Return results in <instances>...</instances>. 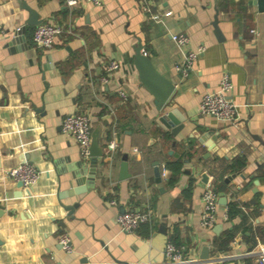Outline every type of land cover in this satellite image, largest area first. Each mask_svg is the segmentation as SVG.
Instances as JSON below:
<instances>
[{
    "label": "crops",
    "instance_id": "0c3cea01",
    "mask_svg": "<svg viewBox=\"0 0 264 264\" xmlns=\"http://www.w3.org/2000/svg\"><path fill=\"white\" fill-rule=\"evenodd\" d=\"M24 1L63 32L52 48L37 49L35 26H27L26 46L11 50L6 31L23 25L28 12L17 0H0V264H169L164 247L172 237L190 259L179 264H196L203 246L219 264H263L264 11L255 0H145L161 21L142 11L140 0ZM173 33H186L192 48L204 46L186 78L174 68L180 53ZM139 42L156 72L174 85L164 110L184 118L175 135L159 125L162 112L129 61ZM111 60L119 67L103 81ZM224 71L233 84L235 124L199 111L202 95ZM78 110L90 115L92 130L100 127L103 154L93 185L62 198L72 172L90 176V157L82 158L79 144L60 128ZM178 159L173 184L170 171L166 179L155 175V161L160 172ZM21 161L39 174L29 196H15L17 181L5 175ZM203 175L217 195L211 227L200 223ZM231 203L236 213L228 212ZM122 208L148 210L151 219L121 231ZM63 233L71 251L58 242ZM224 255L237 257L221 262Z\"/></svg>",
    "mask_w": 264,
    "mask_h": 264
},
{
    "label": "built area",
    "instance_id": "2783aa9c",
    "mask_svg": "<svg viewBox=\"0 0 264 264\" xmlns=\"http://www.w3.org/2000/svg\"><path fill=\"white\" fill-rule=\"evenodd\" d=\"M79 2L91 3L99 5L101 0H66L68 6H75ZM142 11L149 13L152 19L161 21L160 15L151 13L150 8L145 3V0H140ZM170 14V12L165 13ZM255 32L254 29L251 30ZM63 28L54 22H40L35 25L31 40L32 44L37 49H50L53 47L56 39L61 36ZM171 40L176 45L180 59L175 64L174 68L179 73L181 78H186L193 68L194 61L203 52L204 46L199 45L195 48L190 47V39L186 33L170 34ZM119 67L118 62L108 61L105 63L103 71L104 75L101 77L103 81H107L108 77L114 70ZM233 89L230 74L224 71L221 74L218 86L205 92L199 102V111L203 114H208L215 117L219 121L235 124L238 117L236 113V105L231 99V92ZM120 95L125 98L126 93L123 90L119 91ZM61 131L74 139L80 146V154L84 159L89 158V146L91 142L92 127L90 124V115L82 110L66 115L60 125ZM110 149L116 147L115 141L111 140L108 143ZM5 175L13 180L20 181L25 188H31L38 180V170L29 162L19 163L15 166L9 167L5 171ZM160 176L163 179L167 177V170L165 167L161 168ZM202 209L200 214V223L203 227H211L215 221V213L218 206L217 195L213 186L206 182L201 191ZM151 214L148 210H133L123 211L116 215V223L121 231L131 232L139 227L140 224L150 221ZM62 249L71 251V241L66 233H63L58 240ZM260 262L264 264V249L261 250ZM164 255L169 264H179L186 261L182 256L181 250L171 241H167L164 247ZM221 262L233 260L237 255H224ZM219 262V260H218Z\"/></svg>",
    "mask_w": 264,
    "mask_h": 264
},
{
    "label": "water",
    "instance_id": "95a60500",
    "mask_svg": "<svg viewBox=\"0 0 264 264\" xmlns=\"http://www.w3.org/2000/svg\"><path fill=\"white\" fill-rule=\"evenodd\" d=\"M20 2V7L25 9L28 12L27 18L24 20L23 25L20 27H16L12 30L6 31V37L9 38L7 42V46L14 50V46L18 44L16 47L18 49L24 48V44L26 46L27 43L24 41V32L27 26H35L40 23L42 20L39 18V13L29 7L24 0H17ZM254 3L257 4L259 11H264V0H255ZM216 34L219 36V31L216 29ZM20 43H23L22 45ZM129 61L131 63L132 68L137 72V76L141 82V84L153 95L154 97V104L156 109L162 113L158 116V123L163 129H170L172 135H175L176 131L183 126L184 118L178 115L177 111L172 110H164V106L171 95L174 85L168 79L160 75L154 69L152 61L148 54L143 51V46L139 42L133 49V54L129 57ZM213 131H210L212 133ZM99 133L100 127L94 128L91 132V142L89 146V157H90V168L88 173L90 174L89 177H85L84 173L72 172L71 181L69 182L68 190L64 191L63 193H59V197H70L79 193H82L88 190L94 183V176L96 173L97 167V158L103 154L102 146H99ZM25 161V160H24ZM24 161H21L22 163ZM155 175L159 178L160 172L158 170V162L155 161ZM87 174V172H86ZM120 177L125 178L128 175L127 172V164L126 160L120 164ZM201 181L203 183L206 182V175L202 176ZM81 185V184H83ZM16 186L19 188V193L15 196L24 195L29 196L31 195L32 188H25L22 186L20 181H17ZM82 186V187H81ZM76 206V203L72 204V206L67 207L66 210L68 212H72L73 208ZM124 209H121L123 212ZM62 225V222H60ZM164 226H161L159 230H164ZM165 231V230H164ZM218 260H210L209 259V248L208 246H203L200 255L199 261L196 264H215ZM120 263V262H119ZM126 264V263H120ZM226 264V263H223Z\"/></svg>",
    "mask_w": 264,
    "mask_h": 264
},
{
    "label": "trees",
    "instance_id": "16d2710c",
    "mask_svg": "<svg viewBox=\"0 0 264 264\" xmlns=\"http://www.w3.org/2000/svg\"><path fill=\"white\" fill-rule=\"evenodd\" d=\"M181 164H182V162H181V159H178L176 162H174V163H168V162H166V164H165V168L167 169V171H170L171 173H172V176H168L167 177V181H168V183L169 184H173L174 183V181H175V179H174V177H173V175H175V173L176 172H178L179 170H180V166H181ZM191 184V183H190ZM228 212L230 213V214H233V213H236V207H235V205L234 204H229V206H228ZM140 225H142V224H140ZM139 225V226H140ZM171 241H172V243H174L175 245L176 244H178V242H177V240L175 239V237H172L171 238Z\"/></svg>",
    "mask_w": 264,
    "mask_h": 264
}]
</instances>
